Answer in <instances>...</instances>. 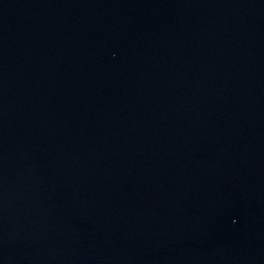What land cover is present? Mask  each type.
Wrapping results in <instances>:
<instances>
[{
    "label": "water",
    "instance_id": "95a60500",
    "mask_svg": "<svg viewBox=\"0 0 264 264\" xmlns=\"http://www.w3.org/2000/svg\"><path fill=\"white\" fill-rule=\"evenodd\" d=\"M0 264H264V0H0Z\"/></svg>",
    "mask_w": 264,
    "mask_h": 264
}]
</instances>
